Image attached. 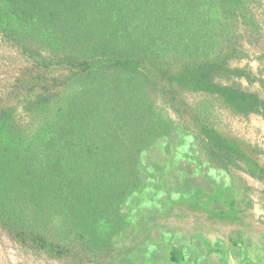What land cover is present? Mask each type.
Listing matches in <instances>:
<instances>
[{"label": "trees", "instance_id": "trees-1", "mask_svg": "<svg viewBox=\"0 0 264 264\" xmlns=\"http://www.w3.org/2000/svg\"><path fill=\"white\" fill-rule=\"evenodd\" d=\"M222 1L0 0L5 43L35 70L69 72L61 89L0 107V230L10 243L63 264H116L115 239L133 224L125 207L148 191L143 158L180 128L159 99L208 93L264 117L258 94L218 82L227 70L211 13ZM201 131L197 166L250 160L238 141Z\"/></svg>", "mask_w": 264, "mask_h": 264}, {"label": "rangeland", "instance_id": "rangeland-1", "mask_svg": "<svg viewBox=\"0 0 264 264\" xmlns=\"http://www.w3.org/2000/svg\"><path fill=\"white\" fill-rule=\"evenodd\" d=\"M238 2L233 15L227 5ZM211 14L218 42L213 45L220 47L215 52L227 70L218 82L235 83L264 101V0L222 1ZM235 70L246 75L238 77ZM68 78L66 70H35L0 36V107L41 87L61 89ZM158 103L180 128L145 154L147 194L125 207L133 224L115 239L117 249L109 257L116 264H264V180L259 179L264 178V118L236 114L208 93ZM205 126L242 144L250 160L239 161L240 170L197 166L193 161L205 145ZM3 235L0 230V264H63L23 252Z\"/></svg>", "mask_w": 264, "mask_h": 264}, {"label": "crops", "instance_id": "crops-1", "mask_svg": "<svg viewBox=\"0 0 264 264\" xmlns=\"http://www.w3.org/2000/svg\"><path fill=\"white\" fill-rule=\"evenodd\" d=\"M259 116H261V115H259ZM261 117H263V116H261ZM264 118V117H263ZM195 167V166H194Z\"/></svg>", "mask_w": 264, "mask_h": 264}]
</instances>
